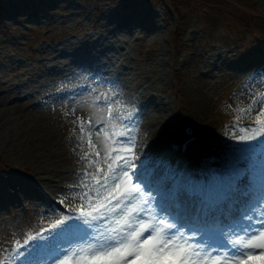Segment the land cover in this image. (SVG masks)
Here are the masks:
<instances>
[{
	"label": "rangeland",
	"instance_id": "1",
	"mask_svg": "<svg viewBox=\"0 0 264 264\" xmlns=\"http://www.w3.org/2000/svg\"><path fill=\"white\" fill-rule=\"evenodd\" d=\"M230 1L233 2L221 3L212 8L210 12L214 14L209 19H203V25L201 18L205 7L199 6L201 1L191 2L189 20H195L201 26V31L197 36L194 34L193 42L184 39L186 45L192 43V46L185 52L190 63L181 76V89H176L175 83H172V76L177 72L173 68V54L168 45L172 29L177 27V16L166 6V2L157 7L156 10L161 12V16L154 20L156 23L149 31L146 32L140 27L132 32L119 33L115 45L120 52L124 48L130 50L133 61H126L129 70L125 75L117 71L116 67L122 54L109 53L114 58L109 62L108 71L104 69L102 74H97V71L88 67L84 59L73 55V48L77 43L81 45L95 34L108 33L110 30L105 27L96 32L91 30L93 21L89 18V13L95 7L91 1L59 0L56 9L52 11L54 13L36 19L28 13V8L19 12L18 18L24 25L15 21H12V25L21 46L18 48L20 53L14 57L13 62L6 57V53H0V106L5 111L6 120H9L0 129V134L8 127L23 126L31 130L32 140L24 144L18 141L12 146L0 141V179L5 187L4 190L0 185V191L4 194L0 197V261L7 259L11 245L18 239L17 231L20 229L18 232H21V228L27 223L28 214H31L33 220L41 222L54 221L53 219L64 216L59 209L57 213H52V207L37 194L26 196L24 186L29 187V184L23 181L21 188H24V191L20 193V197L30 207L29 213L25 214V203L21 205L18 197L12 195L13 190L9 188L5 173L14 172V168H22L29 174L44 170L51 177L64 171L65 173L61 174L64 178H58L53 184L46 185L38 179L37 182L41 183L48 194L58 195L69 208L79 209L83 205L87 211L89 199L95 201L97 191L101 197L105 194V175L120 176L123 163L115 157L129 156L123 151L128 147L136 151L135 146L120 141V137L114 135L111 140L118 141L114 145L116 151L106 150L112 146L111 140H106L105 137L113 132V125L117 126L116 131L126 126L117 119L110 121L107 118L108 105L116 107L113 117L126 111L127 107L120 105V100H130L127 106L134 112H141L139 119L148 118V142L143 147L146 155L153 151L156 142L168 140L169 133L172 136L176 134L181 139L195 137V128L197 130L199 127L212 125L214 130L204 135L208 143L207 150L217 149L222 157L231 151L234 153L231 160L226 162L228 167L222 163L216 165L225 168L227 173L235 166L237 172L242 171V165L248 162L247 150L260 146L264 139V136H257L255 140L239 139L240 136L251 135L252 129L259 127L257 125L245 129L241 128L240 124L247 121L256 123L257 115L264 109V57L251 59L245 54L250 47L264 43V33L260 32V29L254 35L249 31L256 27L264 29L261 27L264 26V0ZM131 2L137 8H153L152 0H105L101 7V15H104L99 25L106 21L114 22L116 17L126 12L125 8ZM234 12L244 16L248 23L236 24L233 21ZM98 14L100 13H95L94 18H97ZM225 18L230 21L226 22ZM189 20L186 19L185 23ZM257 33L261 34V39L256 37ZM120 38L122 39L119 42ZM251 41L255 42V45ZM88 53L94 55L92 57L88 54L93 60H100L99 49L90 48ZM126 75H131L129 82L126 81ZM134 85L136 87L133 92ZM155 93L159 94V97L151 100ZM164 95L169 97L171 104L162 110L156 107V104ZM179 96L184 107L181 112L184 119L181 123H178L177 117L182 115L178 114L176 109ZM230 98L233 105L229 104ZM107 101L109 104H105ZM88 120H91L94 126L105 123L103 135L101 130H95L98 134L95 140L98 147L92 148V154L101 164L103 171L101 176L90 177L87 174L86 178L73 180L75 178H71V171L83 168L80 156L84 158L86 153H77V164L70 140L80 123ZM171 121L173 128L169 131L168 123ZM186 127L193 130L190 136L185 133ZM65 142V152L60 156L59 150L62 151ZM234 146L236 148H232ZM203 154L199 152L195 155ZM129 157L131 158V155ZM258 158L253 165L258 174L249 179L250 189L255 190L254 194L251 200L242 204L243 209L237 211L239 218L233 222L246 223L240 219L242 213L259 207L260 198L264 196V182L258 181V176L261 177L264 172V157ZM5 163L10 164V167L4 169L7 165ZM110 163L113 167L112 173L108 172ZM194 164V161L191 162L189 168ZM140 168L139 166L138 169ZM96 179L100 180V184L96 183ZM117 182L119 181L110 178L109 190ZM132 203H137V200ZM148 212L149 209L140 214L141 218L148 220ZM252 214L256 218L259 216L256 212ZM101 227L103 228V225Z\"/></svg>",
	"mask_w": 264,
	"mask_h": 264
},
{
	"label": "snow or ice",
	"instance_id": "2",
	"mask_svg": "<svg viewBox=\"0 0 264 264\" xmlns=\"http://www.w3.org/2000/svg\"><path fill=\"white\" fill-rule=\"evenodd\" d=\"M107 113L110 121L120 118L119 114L113 117L112 105H108ZM256 123L259 127L252 129L251 135L239 139L255 140L257 136H264V109L257 115ZM116 127L113 125V132L106 134V140H111L112 135H127V126H122L119 131L115 130ZM117 142L111 140L112 146L106 150L116 151L114 145ZM123 151L131 154V158L127 155L115 157L122 160L123 168L119 177L105 175V194L101 197L97 191V199H89L87 211L81 205L78 215H64L57 219L47 236L42 233L28 236L32 243L27 253H16L23 257L22 264H134L136 260L140 264H246L252 250H264V196L260 198L259 207L242 213L240 219L246 223H229L211 233L202 231L200 243H192V237L185 236L182 224L154 213L148 220L142 219L140 214L148 211L144 206L152 203L153 197L150 191H146V186H142L143 176L134 171L133 148ZM108 172H113L111 163ZM110 178L119 182L109 190ZM243 179L241 171L233 181V187ZM261 179L264 180V172ZM96 183L100 184V180L96 179ZM133 200L137 203H132ZM160 211L167 212V209L161 207ZM253 212L259 214L258 218ZM214 218L220 222L218 217ZM173 229L175 231L169 234ZM197 231L201 230L194 229L193 236Z\"/></svg>",
	"mask_w": 264,
	"mask_h": 264
},
{
	"label": "bare ground",
	"instance_id": "3",
	"mask_svg": "<svg viewBox=\"0 0 264 264\" xmlns=\"http://www.w3.org/2000/svg\"><path fill=\"white\" fill-rule=\"evenodd\" d=\"M121 39L122 38L118 39V41L120 42ZM102 41L104 44L114 48L112 54H116V55L122 54V57L126 61H130L132 59L131 51H129V52L127 50H123L122 52L119 51L118 47L115 45L116 44V38H115V41L113 44L108 43L107 39H103ZM103 49H104V51L105 50L110 51V52L112 51V49L107 48V47H104ZM73 55H74V57L80 58L81 60L84 59L85 63L88 65V67L97 71L99 74L103 73L104 69H106L108 71V69L110 67L109 62L111 60H113V58H114V56L111 57L110 55H105V52H103L101 54L100 60L98 62L91 59V58L82 56V54L80 52H74ZM109 56H110V58H109ZM136 71H138V68ZM19 99L21 100V98H19ZM24 99H27V97H24ZM168 99H169V97H167L165 95L162 96L158 100L156 107H159L160 109L163 110V108H166L167 106H169L171 104L170 101H168ZM229 101H230L229 104L233 105L232 98H230ZM6 117L7 116L5 114V111H3V108L0 106V129L2 128V126L4 124L6 125L9 122V120H6ZM132 124L134 125L135 128L132 131L127 132L125 140L131 141V142L136 143L138 145H142L143 144V136L141 133V131H142L141 126L139 124L136 126L137 120L132 121ZM13 127L6 128L4 130V132L2 134H0V141H4L3 142L4 144L12 146L15 143H17L18 141H21V144H24V143L32 140V138H31L32 134H30L31 130H29L28 128L23 127V126H13ZM88 127H90V128H88ZM17 130L25 131V132L19 133ZM95 130H98L97 127H95L93 124H91V120H88V122L86 121L83 123V130L81 129V125H80V127L77 130H75L74 135L72 136V139L70 140V143H71L70 146H71V148H73V151L75 154L74 157L76 159L75 162L77 164L79 163L78 159H77V153H84V152L86 153V157L83 158L80 156V159L82 160V163L84 165L83 168L81 170H79L82 173L77 174L76 171H71V175H70L71 178H75L73 180H76V178L77 179L78 178H82V179L86 178L87 174H89L90 177L101 176L102 166L98 161H96V157L93 156V154H92V152H93L92 148L98 147V145L95 142V140L98 138V134L95 133ZM26 131H28L29 133ZM89 137L91 138V144H89ZM65 145H66V142L63 143L62 151L59 150L60 156L65 152V149H64ZM70 146H69V148H70ZM253 160H255V158L252 159V162H253ZM42 167H46V166H42ZM242 171L248 175L251 174V171H249V167H243ZM64 173H65L64 171H62V172L60 171V173H55L54 176L50 177L47 175L46 171L43 170L42 172H39V176H40L39 178L41 180H43L45 182V184H51L55 180H57L58 178H61V177L64 178L63 175H61ZM19 181L21 182L22 178H20ZM151 188H152V186L149 187L148 191H151ZM41 197H42V195H41ZM44 198H46V195H44ZM157 215H160V214L157 212ZM159 217H161V216H159ZM170 222H175V220H172ZM186 233L187 232L185 231V234ZM134 264H137V263L134 261Z\"/></svg>",
	"mask_w": 264,
	"mask_h": 264
},
{
	"label": "trees",
	"instance_id": "4",
	"mask_svg": "<svg viewBox=\"0 0 264 264\" xmlns=\"http://www.w3.org/2000/svg\"><path fill=\"white\" fill-rule=\"evenodd\" d=\"M1 1V0H0ZM230 2H233V1H230ZM222 3H224V2H222ZM216 8V7H215ZM244 8V7H243ZM245 10V9H244ZM214 13H211V15H209V17H208V19L213 15ZM227 20H229L230 21V19L229 18H225V21L227 22ZM211 21H213V20H211ZM233 21L237 24V23H239V22H246V23H248V21L245 19V17L244 16H242V15H240L238 12H234V18H233ZM215 25H217L216 23H215ZM246 27V26H245ZM264 27V26H263ZM241 29V28H240ZM254 30H255V28L254 29H252V30H249L250 32H254ZM260 31L263 33L264 32V29H260ZM230 34H231V32H230Z\"/></svg>",
	"mask_w": 264,
	"mask_h": 264
},
{
	"label": "water",
	"instance_id": "5",
	"mask_svg": "<svg viewBox=\"0 0 264 264\" xmlns=\"http://www.w3.org/2000/svg\"><path fill=\"white\" fill-rule=\"evenodd\" d=\"M198 143V139L197 138H190L186 143H185V147H193Z\"/></svg>",
	"mask_w": 264,
	"mask_h": 264
}]
</instances>
